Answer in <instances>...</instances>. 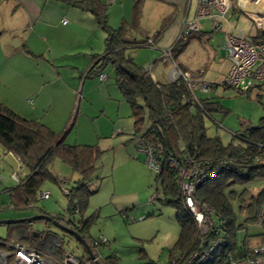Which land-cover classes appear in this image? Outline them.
Segmentation results:
<instances>
[{"label":"trees","instance_id":"trees-1","mask_svg":"<svg viewBox=\"0 0 264 264\" xmlns=\"http://www.w3.org/2000/svg\"><path fill=\"white\" fill-rule=\"evenodd\" d=\"M65 1L77 2L80 7L90 10L98 25L104 29V51L97 55V61L89 72L99 75L106 65L113 66L114 82L129 105L133 118L132 138L136 140L138 148L151 151L157 167L155 172L161 180V203L171 205L176 210L179 235L164 264H182L188 255L198 250L200 254L208 253L201 264H230L233 260L254 254V245L264 239L253 243L254 235H248L244 230L250 224H264V221L257 223L264 205V185L257 192L250 189L256 181L264 182L262 92L255 96L263 111L258 123L237 129L232 140L223 144L218 136L208 135L205 123L213 113L223 112L224 108L215 96L202 97L195 91L191 92L181 78L154 81L147 67L126 55L129 47L154 45V36L148 37L138 24L143 0H134L130 21H124L116 28L108 24L105 7L96 0ZM132 32L141 36L136 37ZM183 38L180 35L177 43ZM261 38L262 33H259L257 40ZM172 59L174 61L173 56ZM263 83L243 92L235 90L250 96L253 89L261 91ZM63 138L62 134L54 132L37 119L24 118L0 102V142L18 159L20 165L28 169L27 174L21 176L10 191V204L5 206L13 209L33 206L45 178L57 181L48 171L47 163L52 157H58L78 176L69 186H63L68 191L64 194L67 197L65 215L51 216L60 223L64 222L86 240L90 218L85 219L83 215L87 210L88 195L92 193L89 172L100 155V149L94 145H70L64 143ZM193 172L198 174L191 176ZM196 177L198 181L192 199L194 205L208 216L209 228L205 232L197 226L181 190L182 180L193 183ZM32 225L33 222H22L9 225L7 229L15 226L33 228ZM35 232L40 234L38 230H30L29 235L21 238L22 241L14 236L0 237V250L11 249L7 244L10 239L37 247L40 235L35 236ZM244 232L246 235H243ZM211 239L214 242L212 247ZM99 240L100 237L90 238L88 245L92 253L95 250L93 242L98 243Z\"/></svg>","mask_w":264,"mask_h":264},{"label":"rangeland","instance_id":"rangeland-1","mask_svg":"<svg viewBox=\"0 0 264 264\" xmlns=\"http://www.w3.org/2000/svg\"><path fill=\"white\" fill-rule=\"evenodd\" d=\"M148 12L150 13V10ZM192 14L193 18L190 19L173 20L174 22L169 28L163 29L162 35L154 45L147 49H134L133 52L127 50L126 55L130 57L132 55L137 64L145 65L150 70L154 65L153 60L159 58L164 51L169 50L180 37L184 21L194 22L198 28L211 29L210 20L202 17L197 18L195 9ZM243 15H233V20L238 27L253 28L252 19ZM227 16L231 17L230 13H227ZM178 23L180 24L179 28H177ZM24 32L28 34L27 31ZM38 36L40 34L36 32L34 38ZM76 36L79 34L76 33ZM104 36V29L100 26L96 32L91 30L85 38L79 41V44L76 43L75 46L63 49V56L55 65L64 77L70 76L72 71H77L75 74L78 77V79H64L69 83L72 82L73 88L78 91L76 95L64 97L61 101L55 98L56 106L61 110L65 108L63 101H67L73 106L64 129L63 125L66 123V119L63 120V124L61 123L62 128L60 129L65 139L64 143L70 145L86 143L100 149V155L95 159L94 166L89 172V188L92 193L88 195L86 210L90 218L88 235H85L86 241L90 243V238L100 237L98 251L100 252L99 261L102 264H150L151 262L164 264L168 261L169 251L179 235L180 225L176 220V210L171 205L161 203L163 199L161 180L155 169L149 165L147 152L139 149L136 146V140L132 138L133 118L130 115L129 105L123 99L114 82L113 66L108 64L102 70L106 75L104 81H100L97 74L84 78L88 71L86 63L90 60V55L103 52ZM213 40L215 41L213 46L205 43L197 44L194 41L185 50L187 54L185 56L192 62L190 67L195 66L199 71L198 75L188 72L193 79L216 84L209 88L208 93L215 96L225 111L213 113L211 118H206L205 123L209 136H218L223 144H228L233 138L234 131L243 129L248 124L258 123L263 111L255 96L256 93L262 92L264 100V83L263 91L253 89L250 96L223 86L221 80L227 65L225 51L222 48L225 42H220L216 37ZM2 56L0 58L5 57ZM48 58H50L49 55L45 56V60ZM160 60L162 64L155 65L154 71L164 69V75L168 78L174 64L169 57L166 60ZM44 62L46 61L40 65L45 68L44 76H51L47 65L43 66ZM3 67L4 65L0 62V102L4 105H6L4 102H7L6 106L18 109V105H21V102H25V100L21 99L23 97L19 95V92L16 95L17 98H12L13 95L10 91L12 86L9 87L13 83L12 76L5 70L9 69ZM76 67H79L80 70L75 69ZM202 71L203 74H201ZM83 78L84 84L80 86ZM29 98L35 100L33 95H29ZM27 104L30 108H34V103ZM49 108L48 105L37 115V121L44 125H47L45 121H50ZM61 114L65 118L69 115L68 113ZM19 165L20 163L12 154H4L3 167L0 166V217L5 218L0 219L26 218L38 214L40 210L51 215L64 216L67 197L62 191V187L69 186L78 175L55 156L47 163V169L57 178V181L46 177L39 188V191H48L49 198L38 197L33 206L22 209L19 207L15 209L3 208L9 204L8 193L3 188L17 184L16 179L12 178L11 172L18 171ZM263 185V181H256L250 186V189L257 192ZM44 225L45 223L39 220L33 222L32 226L33 229L41 231ZM48 226L50 231L58 234L64 248L75 251L77 255L83 253L82 246L75 239L69 238L70 236L65 235L54 225ZM244 231L248 235H254L253 243L264 239V224L261 226L250 224ZM245 232L243 235H246ZM6 235V225L0 224V237ZM14 237L18 238V236Z\"/></svg>","mask_w":264,"mask_h":264},{"label":"crops","instance_id":"crops-1","mask_svg":"<svg viewBox=\"0 0 264 264\" xmlns=\"http://www.w3.org/2000/svg\"><path fill=\"white\" fill-rule=\"evenodd\" d=\"M96 1L98 2V4L105 7L107 22L111 27L116 28L120 26L122 22L130 21L133 12L134 0H114L112 2H109L108 0ZM197 7L198 0H143L142 12L138 22L139 28L146 32L148 37L154 36L153 39L155 43L159 40L160 36L162 35L163 29L169 28L174 22L173 20L178 21L184 20L185 18H193L192 13L194 9L197 17ZM149 10L150 13L148 12ZM227 13H230L231 17H228ZM235 14L243 15L244 12L236 4H233L225 13L226 21L219 20L221 24L220 28L213 29L212 26L211 29L199 27V31L192 32L191 34L189 33L185 38H183V40H180L178 43L176 41L175 44L171 47L174 48L172 50V56L174 58L175 63L180 66L181 69L187 72H191L192 74L198 75V69L195 66H192L191 68L190 65L192 64V62L185 56L187 55L185 50H187V48L192 45L194 41L197 42V44L203 45L205 43L207 45L213 46V43L215 42L213 40L214 37H216L217 40H219L220 42H226L227 34L234 33L235 31H241L245 38L250 41L257 40L259 33H261V30L257 28L252 21L251 23L253 28H239L233 20V15ZM245 17L248 16L245 15ZM62 19H65L66 22L62 23ZM207 19L210 20V23L212 24L211 19ZM179 25L180 24L178 23L177 28H179ZM98 28L99 25L95 19L94 14L90 10L80 7V4H78L77 2L73 4L65 0H0V56H5H2L3 58H0L2 59L0 60V62L4 65L3 68L6 67L9 69L5 70L7 72H10L12 76L11 81L13 80V83L12 85H9V87L12 86V89L10 90L13 95L12 98H17L16 95H18L19 92V95L23 97L21 99L25 100V102H21V105H18V109L12 110L24 118L37 119V115L42 112L41 110L46 109V107L49 105L50 108L48 113H51L50 121H45V124H47L46 126L52 129L54 132L61 134L60 128H62V122L66 119V123L63 125L64 129V127L68 123V119L73 110V106L72 104L70 105L69 102L63 101L65 108L64 110H61L56 106L55 98L58 101H61V99H63L64 97H72L73 95H76V92L78 91L73 88L72 82L69 83L68 80L65 81L64 79H78V77L75 74L77 71H72L70 76L65 74L66 76L64 77L63 74H61L57 70V66L55 65H57L58 61L62 58L61 56H63V49L69 46H75L76 43L79 44V41L85 38L86 34H88L91 30L92 32H96ZM24 31H27L28 34H26ZM36 32L39 33L40 36L34 38V36H36ZM76 33H78L79 36H76ZM132 35H135L136 37L141 36L139 33L137 34V32H132ZM140 48L147 49L149 48V46L143 45L137 48L129 47L127 50H131L133 52L134 49ZM222 48L223 51H225V57L227 60V72L229 68V60L227 57L225 44H223ZM101 54L92 53L90 55V60L86 63L88 64L86 68L88 69V71L86 72L84 78H87L89 75H92L89 71L95 65L97 61V55ZM47 55H49L50 58L45 60V56L47 57ZM131 57L133 56L131 55ZM49 59H51L50 63H48ZM160 59L163 58H161L160 56L159 58L153 60L154 65H152V63H149L152 65L151 69L149 70V73L154 81L165 82L169 80V76L167 78V76L164 75V69L158 70L157 72L154 71V68H156L155 65L162 64V61ZM43 61L47 62V64H45L46 62H44L43 66L47 65V70L50 71L51 76H44L45 68L40 67ZM32 67H34V69H32ZM144 67L146 66L144 65ZM75 69L80 70L79 67H76ZM203 73L204 72L202 71L201 74ZM80 76L82 77V73L80 74ZM84 78L82 79L80 86L84 84ZM105 78L103 80H99L104 81ZM5 83L7 84V82ZM261 91H263V86ZM196 93L197 95L202 97L212 96L208 93V91H202L200 89H198ZM29 95H33L35 97V100H31V98H29ZM4 103L8 105L7 102ZM27 103H34V108H30ZM223 111L225 110L223 109ZM61 113H68L69 115L67 118H65V116ZM248 126H252V124H248ZM76 144L89 145L86 143ZM4 154L12 153L10 151H7L3 144L0 142L1 167H3L2 165ZM25 169L26 172H28V169ZM15 186L3 188L8 193L7 201L10 200L9 193ZM3 208L13 209L9 206H3ZM40 213L46 214L45 211H39L38 214ZM83 216L85 219L88 218V214L86 213V211ZM63 223L64 222H62V224ZM14 224L4 225H6L7 227L9 225ZM48 225L52 224H45L43 226V229L39 231V233L42 234L44 230H48V232H51L58 237V234L50 231V227ZM30 230L36 231L33 228L15 226L10 230L7 229L6 236H18L20 238L19 240L22 241L21 238L29 235ZM34 234L36 236L37 232H35ZM38 241L39 242H36L37 247H39V245L41 244L40 239ZM25 244L30 245V243ZM32 245H34L33 242ZM89 247L91 250L90 245ZM63 249L69 250L76 254V252L73 250L64 247ZM96 252L100 254L99 251L93 250V254ZM62 254L63 251L59 249L58 253H55V257L61 258ZM77 256L87 257L88 254L83 249V253Z\"/></svg>","mask_w":264,"mask_h":264},{"label":"built area","instance_id":"built-area-1","mask_svg":"<svg viewBox=\"0 0 264 264\" xmlns=\"http://www.w3.org/2000/svg\"><path fill=\"white\" fill-rule=\"evenodd\" d=\"M108 1L112 2L114 0ZM233 4H236L246 16L250 17L262 33V38L256 41L246 39L241 31L228 33L226 37L225 49L229 60V68L221 83L243 92L256 84L264 82V0H198L197 17L210 18L212 28H220L221 24L219 20L226 21L225 13ZM61 22L65 23L66 20L62 19ZM197 30L198 27L194 22L184 21L181 35L185 38L189 33L196 32ZM167 57L171 58L174 64L169 73V79L181 78L193 93L198 89L208 91L213 85L195 80L190 73L181 70L172 59L171 49L164 51L161 55V58L165 60ZM98 76L100 80L105 78L103 73H100ZM147 154L149 165L157 172V167L149 149H147ZM11 174L12 178L18 182L20 177L27 174V172L24 166L19 165V170L12 171ZM197 174L198 172H193L191 176L195 177ZM184 176L187 175L184 174ZM197 181V177L193 183L182 180L181 190L186 205L191 211L197 226L205 232L209 228L208 216L194 205L192 199V193ZM62 191L64 194L68 193L64 187H62ZM49 196L50 193L46 190L39 191L38 193L39 198L47 199ZM263 221L264 205L257 217V223L259 224ZM43 232H48V230H44ZM39 239L41 241L39 247H31L19 240L10 239L7 244L11 249L0 250V262L2 264H95L99 260L100 255L98 252L93 254V258H86L77 256L69 250L63 251L62 257L57 258L55 257V253H58L60 241L46 240L43 237ZM217 241L218 239L216 243ZM210 242V247H212L214 242L212 239ZM92 245L98 251V243L93 242ZM253 253V256L233 260L230 264H264V241L254 245ZM206 256H208L207 252L200 254L198 250L188 255L182 264H201Z\"/></svg>","mask_w":264,"mask_h":264},{"label":"water","instance_id":"water-1","mask_svg":"<svg viewBox=\"0 0 264 264\" xmlns=\"http://www.w3.org/2000/svg\"><path fill=\"white\" fill-rule=\"evenodd\" d=\"M39 220H42V221H45L47 223L54 225L57 229L61 230L64 234L74 238L82 246L85 252H87L89 258H93V253L91 252L88 243L79 233H77L74 229H71L67 227L66 225L58 222L53 216L47 213L46 214L40 213V214H36L30 217L20 218V219H1L0 224L8 225V224H14V223H20V222H35Z\"/></svg>","mask_w":264,"mask_h":264},{"label":"flooded vegetation","instance_id":"flooded-vegetation-1","mask_svg":"<svg viewBox=\"0 0 264 264\" xmlns=\"http://www.w3.org/2000/svg\"><path fill=\"white\" fill-rule=\"evenodd\" d=\"M38 235H40V237L42 238H46V240H49V239H51V240H55V241H60V238H59V236L57 237V236H55L53 233H51V232H43L42 234H38L37 233V235L36 236H38ZM66 235V234H65ZM69 238H72V237H69ZM74 239V238H73ZM59 249H61L62 251H65L66 249H63V246H62V243H61V241L59 242ZM80 257H83V256H80ZM86 258H89V256H87ZM99 261V260H98ZM95 262V264H100L99 262Z\"/></svg>","mask_w":264,"mask_h":264}]
</instances>
